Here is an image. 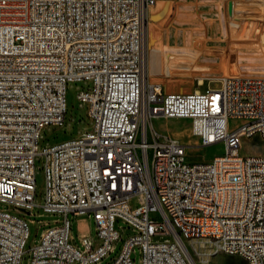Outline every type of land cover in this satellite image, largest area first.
<instances>
[{
  "label": "built area",
  "instance_id": "1",
  "mask_svg": "<svg viewBox=\"0 0 264 264\" xmlns=\"http://www.w3.org/2000/svg\"><path fill=\"white\" fill-rule=\"evenodd\" d=\"M157 1L0 0V203L19 213L0 210V264H101L119 241L109 264H134L136 250L139 264H206L217 253L264 264V77L189 92L150 84ZM73 83L84 85L76 101L92 129L40 147L45 128L65 124ZM155 118L190 120L198 147L223 143L224 153L189 162ZM253 137L262 153L240 155ZM26 215L62 220L40 223L25 250ZM70 215L90 217L95 235L73 243Z\"/></svg>",
  "mask_w": 264,
  "mask_h": 264
},
{
  "label": "rangeland",
  "instance_id": "2",
  "mask_svg": "<svg viewBox=\"0 0 264 264\" xmlns=\"http://www.w3.org/2000/svg\"><path fill=\"white\" fill-rule=\"evenodd\" d=\"M261 26H264L262 0H159L149 12L147 36L148 39L154 37L157 53L164 61V72L154 73L149 65L148 82L168 92H189L194 89H216L220 86L217 80L228 75L264 77V28ZM216 34L222 38L215 37ZM247 34L251 36L247 37ZM164 64L167 68H164ZM82 87V83L69 85L66 93V122L63 127L45 128L40 147L64 142L92 129L86 108L76 101L77 92ZM151 125L161 136L173 137L187 146L188 161L191 163L209 162L224 153L223 143L198 147L196 138L191 136L190 120L155 118ZM261 153L262 143L258 137L242 141L240 155L257 156ZM40 168V162H36L37 203L44 192V178ZM0 210L19 215L6 203H0ZM26 217L34 223L29 225L30 237L25 250L36 245L42 230L48 227H40V223L62 220L53 215ZM69 221L73 243L82 234L81 228L86 229L87 235H95V225L90 217L70 215ZM117 226L122 227L121 224ZM121 245V241L117 242L101 264L111 263ZM135 256L134 264H139L138 250ZM27 262V258L23 257L21 264ZM206 264L247 263L241 257L217 253L209 257Z\"/></svg>",
  "mask_w": 264,
  "mask_h": 264
},
{
  "label": "bare ground",
  "instance_id": "3",
  "mask_svg": "<svg viewBox=\"0 0 264 264\" xmlns=\"http://www.w3.org/2000/svg\"><path fill=\"white\" fill-rule=\"evenodd\" d=\"M262 1H264V0H262ZM262 28H264V26ZM210 36H212V35H210ZM212 37H214V36H212ZM215 37L222 38L219 34H216ZM155 46H156V43L154 41V37L152 36V37H149V39H148V36H147V73H148V77H149V65H150L151 70L158 69V70L164 72V70H163V62L164 61H163V59H161L159 57ZM164 68H167L166 64H164ZM229 256L240 257L238 253H229Z\"/></svg>",
  "mask_w": 264,
  "mask_h": 264
},
{
  "label": "crops",
  "instance_id": "4",
  "mask_svg": "<svg viewBox=\"0 0 264 264\" xmlns=\"http://www.w3.org/2000/svg\"><path fill=\"white\" fill-rule=\"evenodd\" d=\"M247 37H250L251 35L250 34H247L246 35ZM153 71H155L154 73H159V72H162V71H160V70H158V69H156V70H153ZM163 73V72H162ZM153 74V73H152ZM240 75V74H239ZM150 76H151V74H150ZM229 76V75H228ZM230 76H238V75H230ZM201 78H199V80H200ZM176 91V90H175ZM177 92H179V91H177ZM85 228H81V232H82V234H86V232H85Z\"/></svg>",
  "mask_w": 264,
  "mask_h": 264
}]
</instances>
